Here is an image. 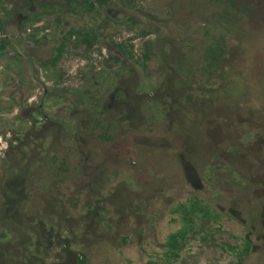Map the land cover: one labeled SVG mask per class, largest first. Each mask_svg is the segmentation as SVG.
Listing matches in <instances>:
<instances>
[{"label":"rangeland","instance_id":"obj_1","mask_svg":"<svg viewBox=\"0 0 264 264\" xmlns=\"http://www.w3.org/2000/svg\"><path fill=\"white\" fill-rule=\"evenodd\" d=\"M102 9L28 32L0 14V264L166 262L192 196L218 217L170 260L264 264V0ZM84 26L101 33L87 53L63 37Z\"/></svg>","mask_w":264,"mask_h":264},{"label":"trees","instance_id":"obj_2","mask_svg":"<svg viewBox=\"0 0 264 264\" xmlns=\"http://www.w3.org/2000/svg\"><path fill=\"white\" fill-rule=\"evenodd\" d=\"M107 1L108 0H0V14L3 15V18L6 20L11 16V14H24L23 18L20 19L18 23L17 28L19 29L24 28L27 22L35 21L41 18L45 19L50 15H53L56 19V23L59 24L61 21V14H63V7H69L72 12H75L80 16L89 15L93 18L99 14V11L103 10L102 8H104ZM12 4L13 6H11ZM30 7L32 8L30 9ZM257 8L258 7H256V9ZM65 34L67 35H63V37L65 38L66 43L70 41V38H73L75 43L83 45L84 53L89 52L95 47L94 45L101 35L100 32L98 33V26H84L81 29L69 30ZM3 43L4 42H2L1 45H3ZM144 45L147 46L148 42H145ZM113 46L123 53L126 51L125 47L116 42L113 43ZM3 47L4 46H2V48ZM131 50L132 49L128 51L130 52V55L128 53L126 54L134 62H137V58ZM66 52L67 49H65V45L63 43L54 46L53 55L50 59L43 63V65L46 68L53 70L52 72H55L56 69L54 68H56L57 60ZM113 60H117V58H113ZM106 61L107 60H105V62ZM53 74L60 78L59 71ZM80 77L83 76L80 75ZM172 211L176 214V216H178L177 218L180 222V227L176 229V231L170 232L164 245L162 244V246L166 247L164 249V253L167 261L159 263L157 260H153L152 262H149V264H176L174 263V260H170V257L176 258V255H178L177 251L182 242L188 240V236H190V234L195 230L196 221H200L203 218L218 217V215L215 213L211 214V212L209 215V207L195 196L185 199L184 202L176 203Z\"/></svg>","mask_w":264,"mask_h":264},{"label":"flooded vegetation","instance_id":"obj_3","mask_svg":"<svg viewBox=\"0 0 264 264\" xmlns=\"http://www.w3.org/2000/svg\"><path fill=\"white\" fill-rule=\"evenodd\" d=\"M22 31H24V32H28V28L27 27H25V28H23V30ZM46 78V77H45ZM41 84L44 86V87H46V85H49V84H45L43 81H41ZM38 90L40 91V92H42L43 91V89H39L38 88ZM29 98V97H28ZM26 99V100H29V99ZM1 143H2V141H0ZM6 143V142H5ZM6 148V147H5ZM2 145H1V147H0V151H2L3 149H5Z\"/></svg>","mask_w":264,"mask_h":264},{"label":"built area","instance_id":"obj_4","mask_svg":"<svg viewBox=\"0 0 264 264\" xmlns=\"http://www.w3.org/2000/svg\"><path fill=\"white\" fill-rule=\"evenodd\" d=\"M28 31H29V29H28ZM0 147H1V145H0Z\"/></svg>","mask_w":264,"mask_h":264}]
</instances>
